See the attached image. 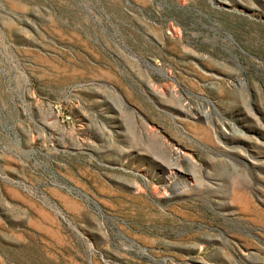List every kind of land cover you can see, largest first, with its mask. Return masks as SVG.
<instances>
[{
	"label": "rangeland",
	"instance_id": "374dc122",
	"mask_svg": "<svg viewBox=\"0 0 264 264\" xmlns=\"http://www.w3.org/2000/svg\"><path fill=\"white\" fill-rule=\"evenodd\" d=\"M0 264H264V0H0Z\"/></svg>",
	"mask_w": 264,
	"mask_h": 264
}]
</instances>
